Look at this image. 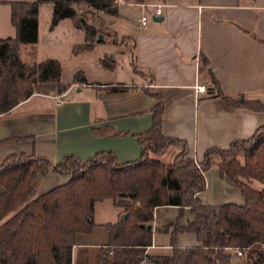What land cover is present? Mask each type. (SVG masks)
<instances>
[{
  "label": "trees",
  "instance_id": "trees-1",
  "mask_svg": "<svg viewBox=\"0 0 264 264\" xmlns=\"http://www.w3.org/2000/svg\"><path fill=\"white\" fill-rule=\"evenodd\" d=\"M43 3L53 4L52 27L72 19L77 28L85 30L89 48L96 40L102 41L98 36L106 31L103 22L96 26L85 21L79 9L120 15L118 0L12 1L17 34L0 38V114L35 93L62 94L68 88L62 83L58 59L28 64L21 57L23 44L38 42ZM204 64L209 66L217 96L235 107L264 110L260 101L225 94L209 60L205 58ZM154 96L159 101L152 109L153 125L138 135L142 155L135 161L120 163L115 152L100 151L86 160L68 155L58 162L35 152H20L0 162V264H72L77 234L93 231L95 204L105 199L114 201L120 219L106 224L110 247L98 264H236L237 257L244 264H264V125L252 137L236 140L228 148L207 149L200 161L190 156L186 140L164 134V97L160 93ZM19 139H4L0 145ZM172 146L180 151L170 163L151 155L163 154ZM212 167H218L221 176L240 189L243 204H206L202 200L206 172ZM49 173L70 175V179L40 194L34 183ZM172 206L179 210L176 219L154 227L156 210ZM186 208L192 218L182 223ZM155 232L170 234L169 252H148ZM184 233L195 234L198 244L181 246L179 237Z\"/></svg>",
  "mask_w": 264,
  "mask_h": 264
},
{
  "label": "crops",
  "instance_id": "crops-1",
  "mask_svg": "<svg viewBox=\"0 0 264 264\" xmlns=\"http://www.w3.org/2000/svg\"><path fill=\"white\" fill-rule=\"evenodd\" d=\"M12 1L16 0H0V38L17 34ZM129 1L119 2L118 18L125 16L124 4L144 8L142 2ZM157 1L163 5L160 16L164 19L150 21L148 17L142 25L139 17L136 27L124 36L132 44L130 57L142 80L65 82L62 77L68 85L62 94L35 93L0 114V141L21 138L0 145V162L20 152H35L58 162L68 155L86 160L100 151L115 152L120 163L135 161L142 155L138 135L153 125L157 93L165 101L164 134L186 140L190 156L200 161L207 149L228 148L236 140L252 137L264 125V110L235 107L216 95L209 66L204 64L208 59L225 94L264 103V0ZM198 84L206 85L207 92L198 93ZM116 86L123 89L113 90ZM69 179L70 175L49 173L40 175L34 186L41 194ZM206 180L207 189L201 194L206 204L245 202L240 189L222 177L218 167L206 172ZM167 208L177 207L158 208L154 227L164 225L157 217ZM191 218L186 208L182 223ZM119 219L120 209L112 199L96 202V226L89 233L77 234L72 264H98L110 247L106 224ZM157 236L165 241L155 243ZM179 244L195 246L198 240L195 234L184 233ZM155 250L170 251L169 233L155 232L148 252L158 253Z\"/></svg>",
  "mask_w": 264,
  "mask_h": 264
},
{
  "label": "rangeland",
  "instance_id": "rangeland-1",
  "mask_svg": "<svg viewBox=\"0 0 264 264\" xmlns=\"http://www.w3.org/2000/svg\"><path fill=\"white\" fill-rule=\"evenodd\" d=\"M119 2L121 3V0H118ZM126 2L130 1L126 0ZM157 2V0H147L144 2L147 8L135 3L124 4L122 10L125 16L121 18L87 7L80 8L79 16L96 26L100 25L99 22H103V29L106 31L98 36L102 41L96 40L91 48L88 47L89 42L85 39V30L77 28L72 19H64L53 28V4L43 3L40 6L38 42L23 45L22 59L28 64L49 58L58 59L62 64V77L65 82L142 80L130 57L129 49L132 44L124 36L136 27L137 19L143 14H146L150 21H154L152 11ZM76 22H79V18ZM115 31H119V34ZM179 151L178 146H172L163 154L151 155L170 163ZM256 185L258 188L262 187L260 183ZM178 212V208L160 210L157 219L160 223L166 224L174 221ZM164 239V237L157 236L155 243L162 244ZM154 252H169V250H155ZM235 262L244 264V259L237 257Z\"/></svg>",
  "mask_w": 264,
  "mask_h": 264
},
{
  "label": "built area",
  "instance_id": "built-area-1",
  "mask_svg": "<svg viewBox=\"0 0 264 264\" xmlns=\"http://www.w3.org/2000/svg\"><path fill=\"white\" fill-rule=\"evenodd\" d=\"M144 7H147V5L144 4ZM153 7H154V10L152 12L153 16H160L163 14V5L162 4H156ZM147 21H148V16L146 14H144L143 16H141L139 18V22L142 25H146ZM196 90L198 93H205V92H207V87L204 84H198V85H196ZM154 225H156V223H154ZM239 253H241V252L239 251Z\"/></svg>",
  "mask_w": 264,
  "mask_h": 264
},
{
  "label": "water",
  "instance_id": "water-1",
  "mask_svg": "<svg viewBox=\"0 0 264 264\" xmlns=\"http://www.w3.org/2000/svg\"><path fill=\"white\" fill-rule=\"evenodd\" d=\"M164 19L163 16H160V17H154V20L155 21H162ZM102 36V35H101ZM144 226V225H143ZM148 229H153V226L152 225H148Z\"/></svg>",
  "mask_w": 264,
  "mask_h": 264
}]
</instances>
